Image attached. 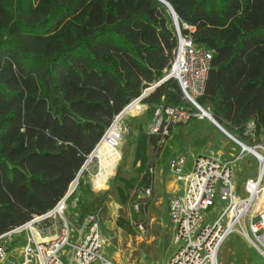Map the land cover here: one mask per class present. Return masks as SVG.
<instances>
[{"label": "trees", "instance_id": "1", "mask_svg": "<svg viewBox=\"0 0 264 264\" xmlns=\"http://www.w3.org/2000/svg\"><path fill=\"white\" fill-rule=\"evenodd\" d=\"M165 1L214 52L199 105L244 144L253 122L260 141L264 0ZM176 47L159 0H0V235L57 205L117 116L166 76ZM184 103L175 79L142 101L150 117L156 106ZM158 141L150 136L154 159ZM106 199L84 206L79 223L105 213Z\"/></svg>", "mask_w": 264, "mask_h": 264}, {"label": "built area", "instance_id": "2", "mask_svg": "<svg viewBox=\"0 0 264 264\" xmlns=\"http://www.w3.org/2000/svg\"><path fill=\"white\" fill-rule=\"evenodd\" d=\"M173 25L177 47L164 78L166 81L175 79L179 82L185 103L176 107H165L163 104L156 106L148 134L159 137V146L167 143L173 127L192 120H209L197 109V100L205 96L214 52L195 42L194 27L186 23L175 25L173 22ZM148 89L150 87L146 90ZM145 98L142 94L127 107L130 108L134 103L141 105ZM205 110L211 113L210 109ZM116 121L117 118L114 122ZM247 128L246 135L255 141V124L251 122ZM244 145V148L241 147L242 153L254 156L259 164L258 176L248 178L245 182V198L236 195L232 162L223 160L216 152L197 156L188 174L184 173L183 156H177L170 162L169 170L185 182V189L182 194L169 201L172 245L176 249L164 264H219L220 250L234 232L247 239L264 258V145ZM87 161L89 163H85L66 195L52 210L0 235V264H15L8 259V252L12 243L25 232L27 241L22 247V260L19 264H65L63 257L69 260V264H115L103 254L108 240L102 230L101 210L85 218L77 236L72 235L71 226L74 225L66 217L70 207L77 206L76 194L81 176L92 162L89 158ZM152 193V188L149 187L137 196L134 203L137 213L142 204L145 206L148 203ZM217 201L225 206L216 219L210 221L207 213L216 206ZM60 221L63 224L58 226ZM76 222L79 223V220ZM47 223H52L50 227H54L55 232L43 237L41 234ZM138 228L144 231L142 223L138 224ZM66 247L69 249L66 250Z\"/></svg>", "mask_w": 264, "mask_h": 264}, {"label": "crops", "instance_id": "3", "mask_svg": "<svg viewBox=\"0 0 264 264\" xmlns=\"http://www.w3.org/2000/svg\"><path fill=\"white\" fill-rule=\"evenodd\" d=\"M137 104V106L128 110V114H136L142 110L140 103ZM146 108L149 111V107L146 106ZM148 111L141 116L128 118L130 125L126 127L127 130L130 126L133 125V127L130 129L129 138L125 139L127 140V149H121L120 153L116 149L108 150L99 161V166L92 164L85 177L83 176V179H81L82 185H80L76 194L78 198L77 206L75 208L71 206L73 209H77L75 220L79 219L84 206L94 199L107 198L103 205L105 212L112 205L121 210L129 206L131 209L132 199L145 189L142 183L145 176H148L149 187L152 188L153 193L146 206L165 212L166 221L171 223L169 201L184 192L185 182L179 180L169 170L170 162L177 156H183L185 158L184 173L188 174L191 172L197 156L209 154L210 152H216L218 155L222 154L219 150L213 149L214 139L217 136L215 135L217 134L216 130L211 127L200 129L195 125L201 121L192 120L193 124H189L192 122L190 121L185 126L179 125L172 128L167 143L162 148L159 156L154 159L150 135L146 130L152 123L154 115L150 117ZM205 121L207 120L202 122ZM128 122L126 123L128 124ZM211 123L209 122V125ZM99 210L102 211V208ZM145 214L146 210H143V215ZM133 223L140 224V222ZM142 242L143 240L140 243ZM15 251L9 249L8 259L13 260L16 258L20 262L22 251H20V254H18V248ZM142 255V257H147L146 253H142Z\"/></svg>", "mask_w": 264, "mask_h": 264}, {"label": "rangeland", "instance_id": "4", "mask_svg": "<svg viewBox=\"0 0 264 264\" xmlns=\"http://www.w3.org/2000/svg\"><path fill=\"white\" fill-rule=\"evenodd\" d=\"M141 106L143 107L139 113L128 114L121 120L122 122H120L122 140L117 147L119 153L121 149H127V140L125 139L129 138L130 129L133 127L131 124L132 126L127 130L126 127L130 125L128 118L132 116H141L148 111L146 106L142 104ZM126 122H128V124ZM209 122L208 120L205 122H197L195 126L200 129H208L211 127L216 130L217 134L215 135L217 136H215L216 138L214 139L213 149L219 150L222 153L220 157L223 160L232 162L236 195L245 198L247 196L244 189L245 182L248 178H256L258 176V161L254 156L248 153L243 154L239 144L228 138L213 123L209 125ZM193 123L192 121L189 124ZM151 124L152 123H150V125ZM187 124L182 125L185 126ZM146 130L149 133V128ZM245 144L250 146L254 144L264 145V137L258 142L250 139L248 142H245ZM92 164L99 166V159L95 158L92 160L87 170L82 174L81 179H83V176L85 177ZM71 202L72 201L69 202L70 205ZM224 206V203H219L217 201L216 206L207 213L210 221L216 219L222 212ZM133 213L130 206L121 210L117 209L114 205L109 206L108 211L102 213V230L104 236L108 240L103 250L104 256L115 264H164L173 250L176 249V247L172 245L171 223L166 221V213L154 207L149 208L148 206H146L145 215H143L142 209H140L138 213L136 212L137 223L140 222L143 224V232L139 230L138 224L136 225L133 223ZM76 214L77 209H73L72 207L66 214L68 221L74 225L71 226L72 235L74 236H77L78 229L81 227V224L77 223L75 220ZM58 223V226H61L63 221ZM162 223L163 225H161ZM51 224L52 223H47L45 231H43L44 235L41 234L43 237L54 234V227L51 228ZM141 240H143L142 243H140ZM26 241L27 232L18 236L14 243H12L10 249L15 251V249L18 248V254H20ZM65 249L68 250L69 247ZM142 253H146L147 257H142ZM12 261L15 264L20 263L16 258ZM63 261L65 264H69V260L66 257H63ZM8 264H10V262H8ZM219 264H264V258L247 239L238 232H234L220 250Z\"/></svg>", "mask_w": 264, "mask_h": 264}, {"label": "water", "instance_id": "5", "mask_svg": "<svg viewBox=\"0 0 264 264\" xmlns=\"http://www.w3.org/2000/svg\"><path fill=\"white\" fill-rule=\"evenodd\" d=\"M160 2H162L171 12L172 17H173V22L175 25H179V20H178V16L176 14V12L174 11L173 7L165 0H159ZM167 79H163L160 82L152 85L150 87V89L146 90L143 93V98L147 97L149 94L153 93L157 88H159L162 84L165 83ZM197 109L203 113L205 116H207V118L210 120V122H212L220 131H222L228 138H230L231 140H233L234 142H236L237 144H239L242 148L245 147V145L240 142L237 138H235L233 135H231L225 128H223L213 117V115L211 113H209L207 110H205L202 106L198 105ZM129 107H127L118 117L117 120L123 119L127 113H128ZM97 149V148H96ZM97 158L96 155V150L93 151V153L91 154V156L89 157V161L93 160ZM89 163L88 161L86 162V164Z\"/></svg>", "mask_w": 264, "mask_h": 264}, {"label": "bare ground", "instance_id": "6", "mask_svg": "<svg viewBox=\"0 0 264 264\" xmlns=\"http://www.w3.org/2000/svg\"><path fill=\"white\" fill-rule=\"evenodd\" d=\"M120 121L121 120H117L114 122L110 130L107 132L103 142L97 149L96 155L99 161L104 157L108 150H118L117 147L122 139Z\"/></svg>", "mask_w": 264, "mask_h": 264}]
</instances>
